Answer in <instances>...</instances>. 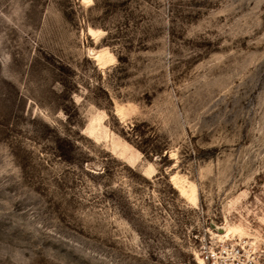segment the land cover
I'll return each instance as SVG.
<instances>
[{"label":"rangeland","instance_id":"374dc122","mask_svg":"<svg viewBox=\"0 0 264 264\" xmlns=\"http://www.w3.org/2000/svg\"><path fill=\"white\" fill-rule=\"evenodd\" d=\"M215 238L264 264V0H0V264Z\"/></svg>","mask_w":264,"mask_h":264},{"label":"built area","instance_id":"2783aa9c","mask_svg":"<svg viewBox=\"0 0 264 264\" xmlns=\"http://www.w3.org/2000/svg\"><path fill=\"white\" fill-rule=\"evenodd\" d=\"M202 254L206 264H255L244 245L221 238L206 242L202 246Z\"/></svg>","mask_w":264,"mask_h":264},{"label":"bare ground","instance_id":"6f19581e","mask_svg":"<svg viewBox=\"0 0 264 264\" xmlns=\"http://www.w3.org/2000/svg\"><path fill=\"white\" fill-rule=\"evenodd\" d=\"M103 55H104V53H99V54H97V58L96 59H98L99 61H103L104 59H103ZM96 57V56H95ZM203 259V258H202ZM203 262H204V259H203Z\"/></svg>","mask_w":264,"mask_h":264}]
</instances>
